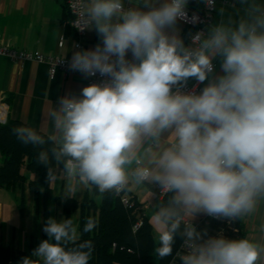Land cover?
<instances>
[{
	"label": "clouds",
	"instance_id": "obj_1",
	"mask_svg": "<svg viewBox=\"0 0 264 264\" xmlns=\"http://www.w3.org/2000/svg\"><path fill=\"white\" fill-rule=\"evenodd\" d=\"M199 2L219 19L186 39L190 0H87V30L99 39L75 46L67 68L99 79L52 103L50 132L13 133L39 149L38 164L76 181L69 193L134 182L163 194L153 212L160 259L179 238L180 264H264V243L210 236L193 223L200 214L231 223L264 203V0ZM96 227L88 218L83 232ZM42 231L37 259L20 264H89L95 246L77 243L71 218L49 216Z\"/></svg>",
	"mask_w": 264,
	"mask_h": 264
},
{
	"label": "crops",
	"instance_id": "obj_2",
	"mask_svg": "<svg viewBox=\"0 0 264 264\" xmlns=\"http://www.w3.org/2000/svg\"><path fill=\"white\" fill-rule=\"evenodd\" d=\"M65 2L66 0H0L2 42L17 51L66 58L65 60L70 59L77 38L74 31L68 26L69 15L65 9ZM222 2L223 0H217V7ZM86 3L87 0H85ZM218 19L219 17L215 13L213 21ZM180 28L181 34L184 36L185 26L182 23ZM98 39L95 31L87 30L86 35L81 40L82 49L93 48ZM61 40L62 46L59 47ZM86 80L80 73L64 74L60 71L50 77L48 66L44 63L14 62L1 56L0 102L3 104L5 122L7 120L20 121L42 134L50 132L51 125L47 120L49 107L66 92H79L82 87L87 85ZM195 83L194 80L189 81V85ZM1 160L0 156V162ZM23 172L25 174V171ZM62 173L65 174L62 169H55L51 175L61 176ZM26 176L29 179L35 178L28 173ZM50 176L48 184L50 183ZM71 182L73 181H69V185ZM25 186L26 184L22 186L23 189ZM17 189L22 188L17 187ZM87 191L88 187L78 186L77 194L66 193L63 190L60 195L65 197L74 195L72 198L81 201ZM126 193L134 196L143 205V212L146 217L149 218L146 213L149 210L153 215L155 206L159 201L157 199L159 193L152 185L147 183L136 185L134 182H130L126 187ZM206 216L198 215L193 221L194 225L200 224ZM237 221L243 223L247 239L264 243V227H262L264 226V203H261L254 214Z\"/></svg>",
	"mask_w": 264,
	"mask_h": 264
},
{
	"label": "trees",
	"instance_id": "obj_3",
	"mask_svg": "<svg viewBox=\"0 0 264 264\" xmlns=\"http://www.w3.org/2000/svg\"><path fill=\"white\" fill-rule=\"evenodd\" d=\"M189 33L191 28L185 27L186 39ZM6 101L9 102L8 99ZM18 126L27 125L15 120H7L5 124H0V156L2 158L0 187L14 191L17 187L23 189L22 186L27 184L34 194L38 195L43 190L45 197H48L52 194L48 184V170L50 168L53 172L62 167L54 163L48 167L38 164L39 149L32 145H24L17 140L13 130ZM26 173L35 178L29 179ZM124 195L128 197L127 205L121 201V196ZM55 198L62 208L65 219H72L74 211L78 210L79 240L77 243L91 240L95 246L89 264H180L177 255V252L182 251L179 238L174 245L172 256L160 259L155 253L158 242L154 241L152 223L144 215L143 205L134 196L127 194L126 188L120 192L100 193L90 186L81 201L62 195H57ZM163 200L165 196L158 202ZM88 218L96 220L97 227L90 233H84L83 227ZM138 223L139 226L134 229ZM195 226L198 230L206 229L210 236L222 232L230 239L246 238V231L240 221L227 224V221L206 216L200 224ZM30 255L31 252L5 247L0 242V264H20L24 257ZM30 258L37 259L34 256Z\"/></svg>",
	"mask_w": 264,
	"mask_h": 264
},
{
	"label": "rangeland",
	"instance_id": "obj_4",
	"mask_svg": "<svg viewBox=\"0 0 264 264\" xmlns=\"http://www.w3.org/2000/svg\"><path fill=\"white\" fill-rule=\"evenodd\" d=\"M69 181H73L70 184H76L74 179H70L63 173L61 176L51 175L49 186L52 194L48 197H45L43 190L38 195L34 194L27 184L24 189L16 191L0 188V242L2 245L32 253L42 240L47 239L42 231L44 221L49 216L57 220L64 218L62 208L55 196L62 194L63 190L68 192ZM76 191L78 192V187L72 194H77ZM82 192L84 193V190ZM146 213L152 223V233L157 243L156 230L159 226L151 210ZM78 216V210L74 211L72 220L75 225H77Z\"/></svg>",
	"mask_w": 264,
	"mask_h": 264
},
{
	"label": "built area",
	"instance_id": "obj_5",
	"mask_svg": "<svg viewBox=\"0 0 264 264\" xmlns=\"http://www.w3.org/2000/svg\"><path fill=\"white\" fill-rule=\"evenodd\" d=\"M85 0H66L65 9L69 15L68 26L74 31L77 41L75 46H79L82 49L83 44L81 42L82 38L87 33V24L85 13H84ZM189 9V20L187 22H182L185 27L191 28V33H195L203 29L208 23L212 22L215 18V12H210L207 8L204 7L199 0H192L191 5L188 6ZM193 16H198L199 20L195 21L192 19ZM85 29V30H82ZM62 46V40L59 42V47ZM6 57L11 61H33L36 63H44L48 66L49 75L53 77L57 72H62L64 74H75L76 72H71L67 68V60L59 57L45 56L39 53H29L26 51H17L14 48L10 47L7 44L2 42V37L0 35V57ZM99 77H94L86 80V83H92L98 80ZM196 84V83H195ZM193 84V85H195ZM193 85L188 84V88H192ZM202 88V85H199ZM0 124H5L4 111L2 110L3 104L0 102ZM163 194H158V200L163 198ZM121 201L124 205L128 204V197L121 196ZM229 224V222H227ZM139 226V223L134 226L136 229Z\"/></svg>",
	"mask_w": 264,
	"mask_h": 264
}]
</instances>
